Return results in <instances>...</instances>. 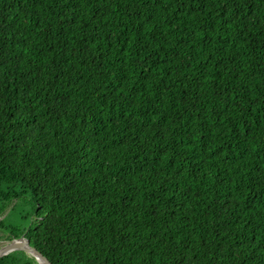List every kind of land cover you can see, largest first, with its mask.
<instances>
[{"label":"trees","instance_id":"trees-1","mask_svg":"<svg viewBox=\"0 0 264 264\" xmlns=\"http://www.w3.org/2000/svg\"><path fill=\"white\" fill-rule=\"evenodd\" d=\"M7 206L51 264H264V0H0Z\"/></svg>","mask_w":264,"mask_h":264},{"label":"water","instance_id":"water-1","mask_svg":"<svg viewBox=\"0 0 264 264\" xmlns=\"http://www.w3.org/2000/svg\"><path fill=\"white\" fill-rule=\"evenodd\" d=\"M15 250H22L30 254L32 257L35 258L38 264H51L40 252L30 246L28 240L23 237L14 239L8 242V244L0 247V257Z\"/></svg>","mask_w":264,"mask_h":264},{"label":"rangeland","instance_id":"rangeland-1","mask_svg":"<svg viewBox=\"0 0 264 264\" xmlns=\"http://www.w3.org/2000/svg\"><path fill=\"white\" fill-rule=\"evenodd\" d=\"M9 207H10V206H7V207L3 210V213L0 214V218H2V217L7 213ZM8 220H9V222H11L12 224H14L15 221H16V217H14V216H13V217H9ZM9 242H10V241H9ZM6 244H8V242H4V241L0 240V247L4 246V245H6Z\"/></svg>","mask_w":264,"mask_h":264}]
</instances>
